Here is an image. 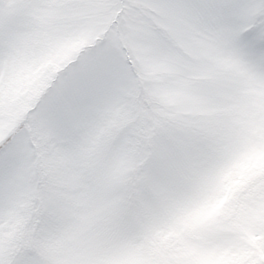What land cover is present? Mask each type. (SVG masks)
<instances>
[{"label":"snow or ice","instance_id":"6c2138e0","mask_svg":"<svg viewBox=\"0 0 264 264\" xmlns=\"http://www.w3.org/2000/svg\"><path fill=\"white\" fill-rule=\"evenodd\" d=\"M0 264H264V0H0Z\"/></svg>","mask_w":264,"mask_h":264}]
</instances>
